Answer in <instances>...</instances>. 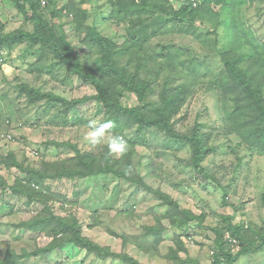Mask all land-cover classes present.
Instances as JSON below:
<instances>
[{
    "label": "rangeland",
    "instance_id": "374dc122",
    "mask_svg": "<svg viewBox=\"0 0 264 264\" xmlns=\"http://www.w3.org/2000/svg\"><path fill=\"white\" fill-rule=\"evenodd\" d=\"M39 1V14L55 26L58 35L66 33L90 73L104 72L102 54L98 48L81 43L72 9L87 10L89 25L96 26L122 51L129 48V54L121 53L117 59L121 66H129L131 74L135 71V59L141 56L146 60L141 72L144 80L160 86L168 81L167 85L173 88L187 86L186 101L173 118L172 127L178 135H191L194 130L203 134L211 151L203 162L206 173L202 174L193 168L190 143L157 129L139 137L138 126H134L137 124L127 123L125 127H130L127 129L119 125L120 130L114 121L111 131L135 145L128 144L126 154L119 157L110 155L106 145L91 148L83 139L88 121L110 120L101 104L90 101L64 114L59 105L45 99L32 103L21 87L26 85L68 100L95 96L96 88L77 75H69L65 67L54 63L53 57L42 55L38 47H31L27 41L11 50H0V182L5 183V189L26 178L20 169H8L5 158L13 155L26 170L42 172L48 170L47 164L67 160L77 163L79 153L74 147L81 155L89 153L96 158L110 155L112 166L117 170L126 167L131 177L126 179L109 172L81 180L48 181L46 184L51 188L48 194H60L59 199L48 203L49 210L39 201L28 204L27 196L0 188L1 261L9 254L20 257L27 253L30 256L18 259V264H128L118 258L98 259L73 244L46 254L40 252L54 240L53 236L47 230L19 227L38 214L42 217L52 214L65 221L77 219L84 237L142 264H212L217 251L216 230L223 232L228 222L247 229L250 238L260 242L258 238L264 232V152L250 148L237 134L229 132L223 116L224 112L226 117L234 110V102L231 97L221 100V91L213 84L226 79L225 58L232 50L241 56L240 68L264 89V0H236L234 15L240 25L237 32L225 24L226 19L230 22L229 16L215 14L224 4L211 0L209 6L214 13L209 11L205 18L197 17L189 35L171 28L153 34L142 50L133 47L140 46L133 44L130 35L141 26L136 18L122 19L119 13L109 18L112 3L121 7L118 0ZM42 1H46L45 5ZM167 1L175 10L202 6L201 0ZM205 7L210 9L208 5ZM0 21L7 33L17 30L33 33L37 25L28 22L11 0H0ZM167 49L178 53L175 66H168L161 58L151 61ZM191 64L202 65L197 81L193 82L186 78ZM165 66L167 70L158 75ZM160 91L158 88L157 92ZM119 99L125 108L140 107L151 112L154 107L141 102L135 92H126ZM155 100L150 97L148 102ZM157 191L200 220L193 221L187 231L172 226V216H166L170 208L159 199ZM147 227L155 228L161 235L146 238ZM224 241L232 254L240 252L241 245L230 233L225 234ZM233 264H264V243L261 249L241 256Z\"/></svg>",
    "mask_w": 264,
    "mask_h": 264
},
{
    "label": "trees",
    "instance_id": "16d2710c",
    "mask_svg": "<svg viewBox=\"0 0 264 264\" xmlns=\"http://www.w3.org/2000/svg\"><path fill=\"white\" fill-rule=\"evenodd\" d=\"M14 6L22 13L25 19L36 22L37 25L33 33H27L23 31H15L11 33L5 32V25L0 21V50L13 49L16 45L22 44L25 41L31 47H38L42 51V55L47 57H53L54 63L58 67H65L69 72V75H77L84 82L93 85L97 90V95L85 97L82 100H68L61 96H56L53 93H42L40 90L30 88L29 86H22L21 91L32 103L45 99L46 101L59 105L62 108L64 114H68L70 111L76 109L82 104L90 101H95L101 104L106 109V118L114 121L116 124L138 126L140 136L143 137L146 131L151 129H157L170 135L174 139L182 140L183 142L190 143L193 147V168L199 173H206V169L202 166L206 156L210 153L211 149L207 145V139L203 134L194 130L191 135H178L172 127L173 118L179 113L180 108L186 101V88L187 86H181V88H173L167 85H157L155 81L153 83L141 78V72L143 66H145L146 60L143 57L138 56L135 60L133 74L130 73L129 66H121L117 57L121 53L129 54V48L125 47L122 51L119 46L109 38L103 36L94 25L87 23L88 11L85 9H72L71 15L74 18L76 24V30L78 37L82 44L88 47H96L102 54V67L104 72L101 74L90 73L82 64L81 59L77 56L76 50L68 39L66 33L63 32L58 35L55 26H51L47 20L41 14H39V7L41 1L39 0H11ZM49 0H47L48 2ZM85 1V0H84ZM211 0H201L200 8L182 7L180 10H175L171 4L164 0H118L120 8L116 3H112L113 12L109 18L115 17L119 13L123 18H136L137 24H141L140 28L136 29L134 33L130 32L133 46L139 50L144 49V43L152 38V35L167 31L168 29L177 30L182 34H190L191 29L194 28V22L197 17L205 18L208 12L211 11L209 6ZM219 0V3L224 4L223 8L218 11L216 16L224 15L230 17V22L226 19L225 24L230 26L231 31L237 32L240 29V25L235 18L234 12H236V0ZM46 2V1H45ZM42 1V4L45 5ZM84 3V2H83ZM205 5L207 7L203 8ZM29 7V8H28ZM62 11H59V15ZM225 16V17H226ZM103 19H108L103 17ZM154 19V20H153ZM151 20L150 23L144 22ZM190 27L187 26V23ZM145 23V25H144ZM152 28V31H151ZM247 33V31H245ZM197 32L193 33L196 34ZM202 36V35H200ZM246 39V38H245ZM230 53L226 55V79L219 81V83L213 84V87L221 91L220 99L225 100V97H231L234 102V110L231 113L225 112L223 120L229 132L231 134H237L240 140L250 148L264 152V89L258 87L256 82L253 81L249 75L240 68L241 56L235 54L230 50ZM151 58V57H150ZM158 58L166 61L168 66H175L178 53H173L170 49L162 51L161 54L151 58L152 62H157ZM52 59V58H51ZM201 64H191L188 68L186 78L189 81H197L199 77V68ZM54 69L55 67H51ZM163 70H167L166 66L160 69L158 75ZM160 89V93L157 89ZM126 92H135L139 100L143 103L154 104L152 111L149 112L144 108H125L121 105L119 97ZM150 97H155L156 100L148 102ZM118 129L122 130L119 126ZM129 145H135L132 142H128ZM78 155L77 163H73L69 160L57 162L55 164H47V169L42 172L26 170L22 164H19L13 155L4 159V163L8 169L18 168L22 172L26 173V178L18 180V182L8 188L11 194L24 195L28 197L27 203L39 201L41 205H44L49 210L48 203L52 200L59 199L58 193L56 196L48 194L50 187L46 184L48 181H61L68 180H81L94 176L104 175L109 172H114L120 177H126L131 179L128 170L123 168L117 170L116 167L111 164V156L100 155L91 156L89 153L80 154L77 147H74ZM117 165V164H116ZM50 167V168H49ZM45 184V186H44ZM0 188L3 191L5 189V183L0 182ZM151 191V190H150ZM154 192V191H153ZM160 200L165 201L170 210L166 214L167 217L172 216V226L184 229L187 231L190 224L193 221L200 220L193 212L189 210H182L168 196L164 195L160 191L155 192ZM53 196V197H49ZM59 197V198H58ZM50 212V211H49ZM50 214V213H49ZM39 215V214H38ZM35 216L34 220L29 223H22L19 227L26 228L33 231L47 230L54 240L40 252L46 254L52 252L54 249L61 248L65 244H73L75 247L86 250L88 253L94 254L98 259L106 258H118L126 261L128 264H142L138 260L133 259L127 254H115L111 252L110 248L102 247L101 245L93 242L91 239L82 235V227L77 219L65 221L63 218L50 214L42 217ZM231 221V218H228ZM228 228H225L223 232L216 230L217 232V251L214 254L212 264H233L241 256L254 253L263 247L264 232L258 239L261 241H254L248 235L247 229L244 230L242 226L233 225L228 222ZM155 228H146L144 236L155 237L160 236L161 233L154 231ZM156 230V229H155ZM230 233L231 237L236 238L241 245V250L237 255L226 248L224 237L226 233ZM154 239V238H153ZM157 240V239H156ZM154 239V241L156 242ZM148 251V250H146ZM149 252V251H148ZM152 254V252H149ZM30 256L27 253H23L18 257L13 254H9L4 261L0 264H18V259L22 257ZM173 257V256H172ZM177 264V263H176ZM184 264V263H181Z\"/></svg>",
    "mask_w": 264,
    "mask_h": 264
},
{
    "label": "clouds",
    "instance_id": "9594fccd",
    "mask_svg": "<svg viewBox=\"0 0 264 264\" xmlns=\"http://www.w3.org/2000/svg\"><path fill=\"white\" fill-rule=\"evenodd\" d=\"M114 123L111 120L98 123L95 119L87 123L88 131L84 135V141L91 148H97L106 145L108 153L113 156H123L128 151L127 140L111 130ZM213 262V261H212Z\"/></svg>",
    "mask_w": 264,
    "mask_h": 264
}]
</instances>
